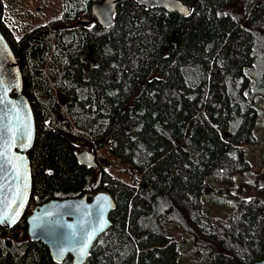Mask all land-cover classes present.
<instances>
[{
    "label": "trees",
    "instance_id": "16d2710c",
    "mask_svg": "<svg viewBox=\"0 0 264 264\" xmlns=\"http://www.w3.org/2000/svg\"><path fill=\"white\" fill-rule=\"evenodd\" d=\"M102 1L64 0L59 27L18 36L0 0V30L37 127L32 198L16 226L0 225V264H76L31 240L27 217L54 198L101 191L116 203L112 225L84 264H182L171 228L209 248L207 264L264 259V191L228 218L207 214L204 199L210 179L232 186L251 170L245 153L257 141L255 101L264 98V71L255 73L264 67V0H241L239 15L228 11L236 0H182L189 16L120 0L110 26L93 15ZM85 18L90 25L80 24ZM108 144L139 183L80 163L84 147L96 154Z\"/></svg>",
    "mask_w": 264,
    "mask_h": 264
},
{
    "label": "water",
    "instance_id": "95a60500",
    "mask_svg": "<svg viewBox=\"0 0 264 264\" xmlns=\"http://www.w3.org/2000/svg\"><path fill=\"white\" fill-rule=\"evenodd\" d=\"M147 7L160 6L170 12L189 16L193 8L182 0H139ZM120 0H104L93 4V15L103 26L114 22ZM80 24L90 25L88 19ZM31 135V140L27 138ZM37 134L33 107L24 93V77L20 63L0 30V225L10 229L24 218L33 193V172L30 151ZM80 163L97 166V155L84 150L78 154ZM114 198L107 192L75 198L52 199L33 209L27 217L28 235L33 241L48 246L52 257L62 261L71 255L76 264H84L98 238L112 225ZM15 221L14 223L12 221ZM103 224L101 230L100 225ZM92 235L88 241L87 237ZM85 243L87 253L78 249ZM255 264H264V259Z\"/></svg>",
    "mask_w": 264,
    "mask_h": 264
},
{
    "label": "rangeland",
    "instance_id": "374dc122",
    "mask_svg": "<svg viewBox=\"0 0 264 264\" xmlns=\"http://www.w3.org/2000/svg\"><path fill=\"white\" fill-rule=\"evenodd\" d=\"M3 1L9 21L7 23L18 36L40 25H48L51 29H56L59 27L58 20L64 11V0ZM228 11L235 15L242 14L241 0H236ZM89 68L90 64L87 65V73ZM263 71L264 67L260 66L255 70V73H263ZM255 102H257L255 106L258 111L255 127L257 141L254 144H249L245 153L246 159L251 163V170L238 174L232 186H224L217 181L209 180L204 199L206 213L211 216L228 218L237 209L240 200L258 195L257 189L264 191V98L257 97ZM83 149L90 150L88 147ZM96 154L98 165H101L112 176L129 184L140 182V175L135 168L114 156L110 151V144L97 149ZM171 230L182 245V264H207L209 248L201 247L193 236L181 229L171 228Z\"/></svg>",
    "mask_w": 264,
    "mask_h": 264
},
{
    "label": "snow or ice",
    "instance_id": "6c2138e0",
    "mask_svg": "<svg viewBox=\"0 0 264 264\" xmlns=\"http://www.w3.org/2000/svg\"><path fill=\"white\" fill-rule=\"evenodd\" d=\"M29 141L31 140V135L29 134L28 138H27ZM4 220L3 219H0V223H3ZM13 223L15 222L14 220L12 221ZM101 227V230L103 229V224L100 225ZM88 241H90L92 239V235H89L87 237ZM87 250H88V245L87 243H85L83 246H81L79 249H78V252L80 253L81 256H84L86 253H87Z\"/></svg>",
    "mask_w": 264,
    "mask_h": 264
}]
</instances>
